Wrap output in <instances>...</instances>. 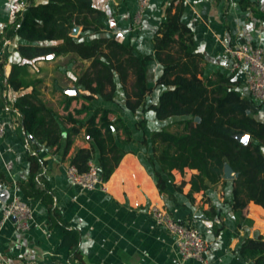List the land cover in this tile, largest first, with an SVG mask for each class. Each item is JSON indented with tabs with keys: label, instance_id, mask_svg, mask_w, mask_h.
I'll return each instance as SVG.
<instances>
[{
	"label": "crops",
	"instance_id": "0c3cea01",
	"mask_svg": "<svg viewBox=\"0 0 264 264\" xmlns=\"http://www.w3.org/2000/svg\"><path fill=\"white\" fill-rule=\"evenodd\" d=\"M47 1L0 0V49L2 46L9 52L5 74L10 75L14 63H28L29 80L35 81L40 98L56 111L64 132L62 143L53 147L40 143L36 137L37 142L32 141L30 134L26 135L22 128L23 116L15 107V101L22 93L31 92L34 86L19 91L6 81L3 83L6 87L0 86V119L7 122V132L0 139V219L15 195L28 201L34 212L33 226L28 231L18 230L13 222H7L3 228L0 264H15L27 259L40 264H78L79 260L72 256V247L63 244V225L78 230V251L83 264H181L174 236L158 225L150 213L153 204L167 209L177 220L201 230L208 242L206 256L209 264H254L252 259L241 256L239 248L247 238L264 237V207L250 201L240 214L235 212L233 180L236 178L224 176L206 190L190 195V181L198 170L186 168L184 174L173 170L174 177L170 178L158 162L164 145L153 141L152 133L164 127L170 132H180L184 127L178 123L183 119L181 117L159 120L153 110H145L157 103L167 87H155L145 105L131 110L126 100L132 91L134 75L127 71L128 77L123 80L118 72H114L116 89L112 100H106L100 93L87 98L91 93L81 79L92 71L94 57L85 58L75 51L26 57L21 52L22 46L47 47L56 42L29 44L20 36L8 37L7 30L13 27L19 12L31 4ZM93 1L108 16L103 37H115L132 46L136 54H151L154 51L153 37L173 0H152L143 25L138 29L132 22L137 0ZM184 1L183 19L193 29L196 46L204 54L203 65L207 74L217 71L232 73L231 57L226 49L243 41L242 22L252 32L254 41L264 46V20L256 17L250 9H243L241 0ZM251 1L264 10V0ZM162 70V64L153 56L146 67L149 86L156 85ZM237 74L243 81L240 87L243 94L252 96L245 75ZM74 87L78 88L79 96L68 93ZM110 91L111 87L107 86L105 93ZM98 108L110 109L111 120L122 118L131 128L133 140L121 144L125 154L105 182V189L89 190L72 183L66 172L76 151L91 147L95 142L82 128L72 136V144L66 150V136L73 126L69 117L86 121ZM80 109L83 111L77 112ZM255 117L264 121V105ZM114 129L113 132L117 133ZM119 134L125 138L122 129ZM95 150L97 161L99 150L96 146ZM30 151L39 153L46 160L36 182L52 192L56 208L53 214L42 198L28 197L19 187V183L27 181L30 176ZM160 175L172 196L160 192L157 186ZM183 181L185 185L179 190ZM185 264L200 263L189 260Z\"/></svg>",
	"mask_w": 264,
	"mask_h": 264
},
{
	"label": "trees",
	"instance_id": "16d2710c",
	"mask_svg": "<svg viewBox=\"0 0 264 264\" xmlns=\"http://www.w3.org/2000/svg\"><path fill=\"white\" fill-rule=\"evenodd\" d=\"M253 3L251 0H241L243 9H250L256 17L264 20V10ZM185 9L184 0L171 2L165 19L153 37L154 51L151 54H136L132 46L115 37H103L108 16L93 0H48L31 4L18 13L13 27L7 31L9 38L20 36L29 44L56 42L47 47L24 45L21 52L26 57L49 53L58 55L65 51H75L85 58L94 57L92 71L81 79L91 93L87 98L100 93L106 100H112L116 89L114 72H118L123 80L128 77L127 71L134 75L132 91L127 94L126 100L131 110L145 105L155 87H167L159 95L157 103L145 108L153 110L159 120L183 118L178 121L184 125L180 132H170L164 127L152 133L153 141L164 145L158 155L163 171L172 178L173 170L184 174L186 168L197 169L198 174H194L190 181L189 194L192 195L218 183L228 163L239 173L233 180L235 212L240 214L250 201L264 207V121L255 117L264 102L243 94L240 89L243 81L237 73H206L204 54L196 46L193 29L183 19ZM76 26L82 30L78 36H73ZM8 56V50H3L1 46V88L6 87L3 86L4 81L15 91L34 86L31 92L22 93L15 101V107L23 116L24 132L34 135L47 146L60 145L64 139L60 118L40 98L35 81L29 80V64L14 63L10 75L6 76ZM153 56L162 64L163 70L156 85L149 86L146 67ZM107 86L111 87V91L105 93ZM109 113L110 109L98 108L86 121L69 117L73 126L66 136V150H69L72 136L82 128L86 129L95 145L79 148L71 163L80 171H86L89 161L96 157V146L99 150L97 162L105 182L110 179L125 154L121 144L133 140L132 130L127 123L120 117L111 120ZM196 117H200V120L196 121ZM114 128L117 133L113 132ZM120 129L123 130L124 139L119 134ZM243 133L250 135L247 144L238 139ZM45 164L46 160L39 153L30 151V176L27 181L20 182L19 187L28 197L42 198L53 214L56 208L52 192L36 182ZM184 185L185 181L179 190ZM157 186L161 193L172 196L161 175ZM63 226V244L72 247L73 258L79 260L78 264H83L78 251V230ZM239 251L242 257L252 259L254 264H264V237L247 238Z\"/></svg>",
	"mask_w": 264,
	"mask_h": 264
},
{
	"label": "built area",
	"instance_id": "2783aa9c",
	"mask_svg": "<svg viewBox=\"0 0 264 264\" xmlns=\"http://www.w3.org/2000/svg\"><path fill=\"white\" fill-rule=\"evenodd\" d=\"M152 0H137V8L133 17V26L138 29L143 25L147 10ZM243 41L235 47L227 48L231 57V72L245 75L251 95L264 102V46L254 41L252 32L242 22ZM7 132V122L0 119V139ZM67 178L82 188L93 190L105 189V181L101 177L99 163L91 159L86 171H80L76 165L67 168ZM150 213L156 223L171 233L181 256V264L195 260L200 264H209L206 256L208 242L201 230L190 224L177 220L167 209L153 204ZM34 212L31 204L19 195L6 205L0 219V236L7 222H13L20 231H28L33 226ZM15 264H40L36 260H20Z\"/></svg>",
	"mask_w": 264,
	"mask_h": 264
},
{
	"label": "water",
	"instance_id": "95a60500",
	"mask_svg": "<svg viewBox=\"0 0 264 264\" xmlns=\"http://www.w3.org/2000/svg\"><path fill=\"white\" fill-rule=\"evenodd\" d=\"M80 29H81L80 26H76V27L74 28V30H73L72 35H73V36H77V35L79 34V32H80ZM68 93H69L71 96H74V97L80 95L79 90H78L77 87H74V88L69 89V90H68ZM195 119H196V121H199V120H200V117H196ZM114 131H115V129H114ZM29 138H30L32 141L37 142V140H36V138H35L34 135L30 134V135H29ZM249 138H250V135H249L248 133H243V134H240V135L238 136V139H239L240 141H242L243 143H245V144L248 143ZM238 176H239V173L236 172V171L230 166V164L227 163L226 166H225L224 177L227 178V179H234V178H237Z\"/></svg>",
	"mask_w": 264,
	"mask_h": 264
}]
</instances>
